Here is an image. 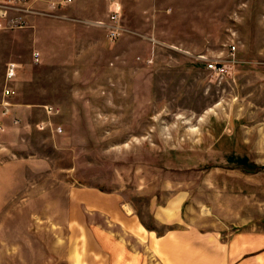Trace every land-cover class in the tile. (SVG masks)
Wrapping results in <instances>:
<instances>
[{"label": "rangeland", "instance_id": "rangeland-1", "mask_svg": "<svg viewBox=\"0 0 264 264\" xmlns=\"http://www.w3.org/2000/svg\"><path fill=\"white\" fill-rule=\"evenodd\" d=\"M33 8L27 27L0 29V103L16 62L7 117L20 119L0 139V264H166L104 214L77 208L74 188L119 194L122 211L162 233L169 226L151 214L178 194L183 221L171 226L221 242L244 223L264 231V0ZM201 57L227 60L224 78ZM187 149L194 159L176 157Z\"/></svg>", "mask_w": 264, "mask_h": 264}, {"label": "crops", "instance_id": "crops-1", "mask_svg": "<svg viewBox=\"0 0 264 264\" xmlns=\"http://www.w3.org/2000/svg\"><path fill=\"white\" fill-rule=\"evenodd\" d=\"M176 157L194 159V153L187 149ZM200 157L210 158L207 154L199 155L197 158ZM232 158L242 161L245 157L241 155L225 157V159ZM245 164L247 163H243ZM70 197L75 201L77 208L81 206L83 209L102 213L113 223L119 224L121 229L129 235L137 237L140 242H146L147 248L157 257L163 258L166 264H264V231L258 232L247 226L251 223H244L247 225L243 226L240 231L234 232L226 242H221L217 233L201 231L195 225L182 229L171 226L170 224L183 221L181 211L178 212L175 208H181L185 196L178 194L173 198L176 200L175 204L171 201V203L158 205L151 214L153 226H170V229H166L162 235H158L153 229L145 228L137 214L122 211L120 196L117 193L96 188H74ZM179 201L180 204H178ZM171 208L172 210H169ZM140 226L144 230L140 231ZM97 246L105 253L99 241Z\"/></svg>", "mask_w": 264, "mask_h": 264}, {"label": "built area", "instance_id": "built-area-1", "mask_svg": "<svg viewBox=\"0 0 264 264\" xmlns=\"http://www.w3.org/2000/svg\"><path fill=\"white\" fill-rule=\"evenodd\" d=\"M36 0H0V29H14V28H24L28 26V16L31 14H35L38 12L33 8V4ZM71 0H47L49 10L57 9L60 6L66 5ZM118 7L110 9L109 19L112 21L111 24H106V37L109 41H114L118 38L121 33V28L116 23L118 20ZM235 46H231L230 55L234 54ZM33 58L37 62L39 59V52L37 50L33 51ZM200 57V56H199ZM198 57V58H199ZM204 59L205 69L215 75L219 80L224 78L227 74L228 69L226 62L224 59ZM233 58V57H231ZM233 61V60H229ZM17 63L13 61H9L6 63L5 68V81L6 84L3 87L2 95L3 99L0 103V139L3 137V130L5 125L8 123L11 125H18L20 123V119L18 117L8 118L7 116L10 114V109L12 107V101L10 100L12 96L16 94V91L8 86L7 82L12 80L16 76L17 72ZM45 108L49 111H53L51 105H45ZM57 132H62L60 126L55 127Z\"/></svg>", "mask_w": 264, "mask_h": 264}, {"label": "trees", "instance_id": "trees-1", "mask_svg": "<svg viewBox=\"0 0 264 264\" xmlns=\"http://www.w3.org/2000/svg\"><path fill=\"white\" fill-rule=\"evenodd\" d=\"M243 166H245L244 168H245V170H254V169H252V167H254L255 165H252L251 163L250 164H245V165H243ZM256 171V170H255ZM144 225V224H143ZM147 229H153V230H155L156 231V233L157 234H159V235H161V234H163L162 232H158L154 227H149V226H147V225H144ZM167 229H170V226L169 227H167Z\"/></svg>", "mask_w": 264, "mask_h": 264}]
</instances>
